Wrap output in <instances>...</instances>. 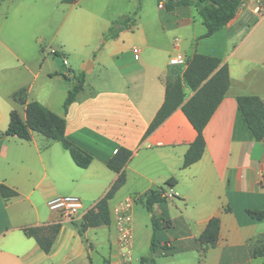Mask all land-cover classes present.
<instances>
[{"label": "crops", "instance_id": "crops-1", "mask_svg": "<svg viewBox=\"0 0 264 264\" xmlns=\"http://www.w3.org/2000/svg\"><path fill=\"white\" fill-rule=\"evenodd\" d=\"M0 2V130L13 109L25 119V105L12 97L25 87L26 100L64 117L66 137L92 156L81 168L40 133L30 140L0 138V183L17 191L8 200L0 194V264H123L117 243L123 211L130 216L132 264L150 252L152 215L169 223L156 232L157 264H264V254L253 255L264 218L247 212L264 210V139L255 140L237 104L239 95L264 102V0L261 14L239 0L234 17L207 36L198 9L215 0L173 7L165 0ZM47 13L56 19L47 23ZM133 13L130 27L105 38L114 19ZM52 27L58 44L46 48L44 31ZM175 53L186 58L180 75L194 53L219 58L229 72L227 91L203 129L202 156L187 167L184 154L197 132L180 107L146 134L164 101L168 71L178 66L169 63ZM81 73L82 88L65 112L63 102ZM182 85L185 102L194 90ZM119 147L132 155L124 184L108 201L110 223L80 235L81 219L60 220L47 201L72 191L95 204L117 178L107 162ZM151 190H162L165 200L144 218L135 205L145 207ZM213 216L219 236L203 249L198 237ZM46 223H60L48 253L22 229Z\"/></svg>", "mask_w": 264, "mask_h": 264}, {"label": "trees", "instance_id": "trees-1", "mask_svg": "<svg viewBox=\"0 0 264 264\" xmlns=\"http://www.w3.org/2000/svg\"><path fill=\"white\" fill-rule=\"evenodd\" d=\"M63 3H73L76 0H61ZM214 3H204L199 6L198 12L206 27L205 36L225 26L235 15L239 6V0H215ZM1 4V2H0ZM189 0H165L167 7L177 5H188ZM136 13L121 15L114 19L105 33V38H114L118 33L132 25ZM179 65L171 67L168 71L165 83L164 101L152 119L146 134L152 132L161 124L174 110L180 107L197 132L196 138L190 143L184 154L183 167H187L202 156L205 140L203 129L215 109L224 97L229 86V72L226 64H221L217 57L194 53L187 59L182 75L179 73ZM182 80L194 90L190 98L184 101ZM84 82L83 73L71 84L66 98L63 102V109L67 112L69 105L75 99ZM27 89L19 88L13 92L15 101L25 105V119H22L16 109L10 111L9 124L5 130H0V138L3 136H15L24 140H30L33 132L42 134L49 141H57L66 149L74 163L86 168L92 160V156L76 146L65 134L66 120L64 117L51 111L37 100H26ZM238 107L243 115L248 128L255 140L264 139V102L257 95H239L237 97ZM131 151L119 147L116 153L108 160L107 166L117 173V178L110 185L104 195L99 198L94 208L89 209L77 223L80 235L88 227L110 223L108 201L114 193L125 182L124 167L131 158ZM170 183V180L167 181ZM0 194L8 200L17 195V191L5 183H0ZM165 200L162 190H151L146 194L144 205L148 212H153L155 204ZM248 214L256 219L264 218V210H247ZM153 234L151 238L150 252L147 256L141 257V264H157V243L156 232L160 227H167L168 221L164 218L151 216ZM220 222L217 216L210 218L198 237L203 249L216 243L219 236ZM27 236L35 238L41 249L48 253L56 239L60 229V223H46L39 226L23 227ZM164 250H170L164 248ZM264 254V237L259 239V245L253 248V255Z\"/></svg>", "mask_w": 264, "mask_h": 264}, {"label": "built area", "instance_id": "built-area-1", "mask_svg": "<svg viewBox=\"0 0 264 264\" xmlns=\"http://www.w3.org/2000/svg\"><path fill=\"white\" fill-rule=\"evenodd\" d=\"M252 3L256 11L261 14L263 8L261 5V0H248ZM159 7L163 6V3L160 2ZM134 53L137 55L139 50L137 48L133 49ZM186 58L182 53H175L169 57V63L171 65H180L185 64ZM94 205L84 206L81 198L77 195H58L52 197L47 201V206L51 211H55L59 214L60 220L66 221H76L82 219L83 215L91 208H94ZM130 216L127 211H123L118 217V247L121 251V257L123 264H132L131 263V244H132V235L130 230Z\"/></svg>", "mask_w": 264, "mask_h": 264}, {"label": "rangeland", "instance_id": "rangeland-1", "mask_svg": "<svg viewBox=\"0 0 264 264\" xmlns=\"http://www.w3.org/2000/svg\"><path fill=\"white\" fill-rule=\"evenodd\" d=\"M60 5V4H59ZM62 5V4H61ZM43 19H45V21L47 22V23H50L51 21H53V19L55 20L56 19V16H53V15H51L50 13L48 14H45V16H44V18ZM56 31H57V29H56V27H52V29H50V30H45L44 32H45V34H46V37H45V40H44V42H45V45H46V48L47 47H53V48H56V46H57V38L56 39H51L52 37L51 36H53V35H55V33H56ZM69 81H70V83H72L73 82V80H70L69 79ZM61 195H69V194H71V195H73L74 193L71 191V192H65V193H60ZM79 197V196H78ZM82 200V202L84 203V206L86 207V206H88V204L87 203H85L84 202V200L83 199H81ZM135 209H136V211H138V212H140L141 214H143V216H144V218L148 215V212H147V210H146V208L141 204V203H138V204H136L135 205ZM148 225L150 226V223H148ZM143 230H145V229H143Z\"/></svg>", "mask_w": 264, "mask_h": 264}]
</instances>
